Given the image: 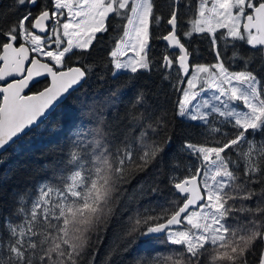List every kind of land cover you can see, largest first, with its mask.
<instances>
[{"label":"snow or ice","instance_id":"6c2138e0","mask_svg":"<svg viewBox=\"0 0 264 264\" xmlns=\"http://www.w3.org/2000/svg\"><path fill=\"white\" fill-rule=\"evenodd\" d=\"M192 7L0 6L2 151L96 69L124 87L157 77L156 91L137 88L127 103L120 86L103 106L82 103L84 119L40 166L45 175L6 196L0 190V264H115L160 239L172 247L137 252L130 264H264V0H197L185 20ZM197 37L213 63L190 62ZM109 38L104 64L90 62ZM153 40L166 42L159 56ZM177 125L188 129L178 145Z\"/></svg>","mask_w":264,"mask_h":264},{"label":"trees","instance_id":"16d2710c","mask_svg":"<svg viewBox=\"0 0 264 264\" xmlns=\"http://www.w3.org/2000/svg\"><path fill=\"white\" fill-rule=\"evenodd\" d=\"M196 2L197 0H192L193 7L191 11L182 12L185 20L188 19L189 15L195 14ZM9 3L10 0H0V6H5ZM152 43L155 54L159 56L164 50L165 42L153 40ZM111 46L110 38L104 40L97 47V51L93 53L90 62L103 65L108 58L107 53ZM190 50H197L190 62L199 64H211L214 62L213 54L207 41L197 37L195 42L192 43ZM71 63L76 66L75 61ZM100 75V70L96 69L94 74L86 80L85 84L76 90L45 123L17 141L0 157V161H2L0 162V190L5 196L14 188L34 185L45 175L40 166L45 161H51L54 158L56 155L55 150L66 142L71 134L73 125L80 123L84 119V114L80 111L82 103L87 102L92 106H103L110 98L112 90L117 88V86L122 89L124 103H127L135 95L137 88L143 87L153 92L156 91L154 82L157 77L155 74L151 76L145 74L144 78L138 81L135 86L128 87H124L126 84L124 79L115 81L110 75L101 79ZM112 99L116 98L112 97ZM150 99L155 100L156 97L152 96ZM160 99L163 100L164 97L161 96ZM120 107L122 108V105ZM107 111L114 112L111 108L107 109ZM187 132L188 129L177 125V145L185 138ZM135 183L136 181L133 180L132 184ZM110 241L111 233L108 234L103 245L100 246L99 258L101 260ZM170 247L172 246L167 245L163 239L152 240L149 243L138 244L131 253H125L123 257H114V261L115 264H130V260L137 252L164 253Z\"/></svg>","mask_w":264,"mask_h":264},{"label":"water","instance_id":"95a60500","mask_svg":"<svg viewBox=\"0 0 264 264\" xmlns=\"http://www.w3.org/2000/svg\"><path fill=\"white\" fill-rule=\"evenodd\" d=\"M166 43V42H165ZM86 82V81H85ZM85 82H82V84L81 85H78L77 87H76V89L75 90H73L72 92H71V94L70 95H68L67 96V98L64 100V102L63 103H61L53 112H51V114L48 116V118L45 120V121H47L48 119H49V117L62 105V104H64L65 103V101L76 91V90H78L80 87H82L84 84H85ZM44 121V122H45ZM43 122V123H44ZM24 137V136H23ZM22 137V138H23ZM22 138H20V139H22ZM20 139H18L17 141H19ZM14 145V144H13ZM12 145V146H13ZM11 146V147H12ZM11 147H9L8 149H7V151L11 148ZM6 151H2V150H0V157L5 153Z\"/></svg>","mask_w":264,"mask_h":264}]
</instances>
